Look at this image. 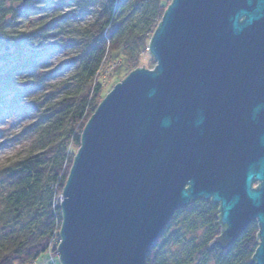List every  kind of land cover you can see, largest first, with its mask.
I'll return each mask as SVG.
<instances>
[{
    "label": "water",
    "instance_id": "obj_1",
    "mask_svg": "<svg viewBox=\"0 0 264 264\" xmlns=\"http://www.w3.org/2000/svg\"><path fill=\"white\" fill-rule=\"evenodd\" d=\"M148 51L155 68L119 83L82 134L61 264H147L198 200L220 207L211 247L257 224L264 264V0H173Z\"/></svg>",
    "mask_w": 264,
    "mask_h": 264
},
{
    "label": "trees",
    "instance_id": "obj_2",
    "mask_svg": "<svg viewBox=\"0 0 264 264\" xmlns=\"http://www.w3.org/2000/svg\"><path fill=\"white\" fill-rule=\"evenodd\" d=\"M17 1L27 4L32 0ZM172 2L105 0L83 30L84 48L76 59L77 91L43 103L32 93L25 94L36 91L34 82L27 89L20 88L22 78L29 79L28 73L35 74L37 66L28 55L31 43L27 34L6 31L8 21L16 22L21 14L5 8V0H0V44L4 48L0 56V104L8 102L18 113H36V121L25 126L21 134L35 131L41 144L38 152L0 169V264H38L52 253L57 255L63 222L58 199L81 147L82 134L112 87L102 77L107 72L119 75L111 69L117 58L123 59V79L141 69L139 58L152 57L148 51L151 39ZM135 12V21L128 22V16ZM5 94L9 97L2 96ZM222 231L218 205L205 200L192 202L172 218L147 264H255L257 224L228 248L211 247Z\"/></svg>",
    "mask_w": 264,
    "mask_h": 264
},
{
    "label": "rangeland",
    "instance_id": "obj_3",
    "mask_svg": "<svg viewBox=\"0 0 264 264\" xmlns=\"http://www.w3.org/2000/svg\"><path fill=\"white\" fill-rule=\"evenodd\" d=\"M104 1L32 0L23 4L17 0H5V8L13 9L21 14L16 22L8 21L10 26L6 28V31L11 35L27 34L31 43V46L29 45L27 48V51H30L28 55L33 56L37 66L35 74L28 73L29 79L22 78L21 89H27L31 82L36 85V91L25 92V94L32 93L33 97L41 99L40 102L44 103L77 91L78 63L76 59L84 48L83 30L93 22ZM137 16V12L129 15L128 22L135 21ZM42 27L45 30L40 31ZM3 53L4 48L0 44V56ZM116 61L112 64L111 69L118 70L119 75L113 77L112 73L107 72L102 77L109 86H112L110 92L121 83L126 75L125 67L121 68L120 64L123 59L117 58ZM2 65L3 61H0V66ZM139 65L141 69L145 67V69L152 70L155 68L156 62L152 57L143 55L139 58ZM2 96L9 97L7 94ZM0 108L1 169L9 162L20 159L30 152H38L41 149V144L35 131L21 134L25 126L36 121V113L33 111L18 113L10 107L8 102H2ZM7 138H10V141H6ZM61 196L58 199L59 202ZM1 205L0 201V208H2ZM38 264H61V262L58 253L57 255L52 253L40 260Z\"/></svg>",
    "mask_w": 264,
    "mask_h": 264
}]
</instances>
